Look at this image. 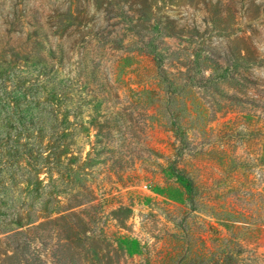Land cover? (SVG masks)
I'll return each instance as SVG.
<instances>
[{
  "label": "rangeland",
  "instance_id": "obj_1",
  "mask_svg": "<svg viewBox=\"0 0 264 264\" xmlns=\"http://www.w3.org/2000/svg\"><path fill=\"white\" fill-rule=\"evenodd\" d=\"M2 91L0 264H264V0H0Z\"/></svg>",
  "mask_w": 264,
  "mask_h": 264
},
{
  "label": "trees",
  "instance_id": "obj_2",
  "mask_svg": "<svg viewBox=\"0 0 264 264\" xmlns=\"http://www.w3.org/2000/svg\"><path fill=\"white\" fill-rule=\"evenodd\" d=\"M49 78V77H48ZM48 87L49 93L56 91L53 80L48 82V79L43 81ZM32 92L40 91V86L31 88ZM1 93V92H0ZM4 94L3 101H0V180L3 176L12 178V170L27 171L25 167H13L15 163L25 160L26 166L38 170L43 161L41 151H35L41 145L38 144V137L30 136L28 133L31 131H42L46 126L43 125V114L37 111L33 102H26L24 107H20V111L11 107L10 103L6 101V97L11 96L12 99L20 101L21 99L15 92L2 91ZM38 96V92H34ZM1 98V97H0ZM2 100V99H1ZM23 101V100H21ZM13 114L11 117L10 115ZM25 141H22V140ZM42 147V146H41ZM36 154V157H34ZM5 174H1V172ZM7 173V174H6ZM23 173V172H22ZM30 179V173H27ZM14 181V178L11 179ZM11 206L7 209L14 207L15 202L10 201ZM2 216V215H0ZM15 222L18 219V211L13 214ZM28 222L26 225H30Z\"/></svg>",
  "mask_w": 264,
  "mask_h": 264
}]
</instances>
